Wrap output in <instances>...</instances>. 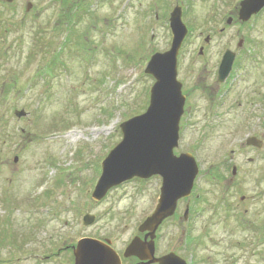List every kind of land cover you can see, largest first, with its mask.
I'll return each instance as SVG.
<instances>
[{"label":"rangeland","instance_id":"374dc122","mask_svg":"<svg viewBox=\"0 0 264 264\" xmlns=\"http://www.w3.org/2000/svg\"><path fill=\"white\" fill-rule=\"evenodd\" d=\"M29 2L33 7L27 13ZM240 2L80 0V20L73 26L72 12L65 13L61 0L0 1V191L5 185L11 189L6 201L31 194L42 201L46 196L48 206L68 219L91 209L89 204L83 208V193L95 189L104 160L121 142L120 124L147 109L154 79L144 70L155 52L170 48L169 16L178 3L190 30L179 58L187 102L178 152L196 157V184L203 196L190 227L196 248L183 251L184 256L191 264H264V234L256 230L261 225L243 230L235 212L227 218L223 208L217 209L226 188L213 178L231 164L236 144L257 123L264 141V9L242 23ZM242 40L233 79L218 84L215 75L224 52L238 51ZM44 42L51 43L45 55ZM23 109L27 115L18 118L14 111ZM248 158L256 161L249 165ZM236 161L243 170L252 166L260 171V183L256 173L242 174L237 189L262 191L260 199L248 200L246 217L264 223V148L260 156L256 151L237 154ZM229 172L231 176V167ZM111 189L93 211L102 215L103 234L126 219L122 227L127 225L128 237L153 211L158 180L133 178ZM75 207L81 210L75 213ZM47 209L37 210L35 217ZM214 210L218 215L212 216ZM6 212L0 210V217ZM26 217L21 209L7 219L21 223ZM163 231L176 230L169 224ZM170 243L162 240L163 249Z\"/></svg>","mask_w":264,"mask_h":264},{"label":"water","instance_id":"95a60500","mask_svg":"<svg viewBox=\"0 0 264 264\" xmlns=\"http://www.w3.org/2000/svg\"><path fill=\"white\" fill-rule=\"evenodd\" d=\"M1 1L9 4L14 2ZM31 7L29 3L27 11ZM263 8L264 0H243L240 3L239 19L247 22ZM232 20L230 18L227 23L231 24ZM170 28V49L153 54L144 70L145 74L155 80L150 90L149 106L144 113L121 123L122 140L104 160L102 175L93 192V198L99 201L112 187L133 178L148 179L155 175L162 177L159 203L154 213L139 228L140 232L149 231L151 241L146 244L140 238H135L126 252L127 256L135 255L143 259H149V255L154 258L157 229L166 218L175 214L178 201L190 196L199 175V166L191 153H181L179 156L174 153L179 147L180 122L186 104L183 84L178 80V57L189 32L183 21L181 6L175 7L170 15ZM235 60L236 53L226 50L218 69L219 84L224 83L230 76ZM14 113L18 118L27 115L24 109ZM247 144L258 148L263 146V142L255 137L249 138ZM17 160L15 158V162ZM92 220V216L85 217L87 225ZM108 253L110 252L100 242L83 240L76 251V264H110V257L106 256ZM174 258L178 260L174 261ZM152 262L188 264L176 254L152 259L150 263Z\"/></svg>","mask_w":264,"mask_h":264},{"label":"flooded vegetation","instance_id":"af4514ba","mask_svg":"<svg viewBox=\"0 0 264 264\" xmlns=\"http://www.w3.org/2000/svg\"><path fill=\"white\" fill-rule=\"evenodd\" d=\"M222 31H224V28L221 29V32ZM204 40L207 45H209L211 42L210 37H206ZM240 43L241 45H239ZM240 43H238V51H234L236 52L237 56L238 53L242 51L244 41L242 40ZM204 48L205 47L203 46L200 47L202 53L200 55L205 54ZM179 66L180 62L178 64V71ZM234 69L235 67L233 66V71ZM233 71L228 80L225 82V86L229 80L233 79ZM215 76L217 78L218 69L217 75ZM179 80L182 82L184 90L185 84L180 79V77ZM249 137H256L260 140L262 137V128L260 127L259 123L255 125L254 131L251 134L246 135L244 140L236 144L237 149L236 151H232L231 154V164L223 165L224 171L213 176L216 182L224 184L226 188L225 195L221 198L220 203L216 204V208H223L226 212L225 215L227 218L231 217L229 215L230 212H235V218H238L239 216L240 220L237 222V224H240L241 228H244L243 225L246 223L245 217L249 212V209L247 208L248 200H258L262 196L261 190L260 192L256 191L255 194H252L251 192V194H248V191L242 192V189H237L241 182L242 174L247 175V178L251 173H256V182L260 183V179L258 178L260 171L253 170L252 166H250L251 168H249L247 171L243 170L242 165L236 161L237 154H241L243 152L256 151L259 153V156L260 153H262L263 147L257 148L247 145L246 142ZM178 148L175 150L176 155H180L182 153L178 152ZM233 161L236 162L233 163ZM255 161L256 160L254 158H248L249 165L253 164ZM230 167L231 176H229ZM150 178H157L158 180V189H156L154 197H151L152 202L150 203L152 204V209L154 211L159 202V197L161 194V189L159 188L162 185L163 179L158 175L152 176ZM196 182L197 180L195 181L191 195L188 198L180 199L178 201L175 214L169 218H166L157 229L154 238V258L153 256L147 254L149 255V259H143L140 256L135 255H126L127 249L135 238H140L141 241L146 242V244L151 241L149 231L140 232L139 227L141 224L135 227L131 234L127 237L126 233L129 231L128 227H126L127 225L122 227V224L126 221V219H119L118 223L115 224L116 229L109 228L106 230L108 233H102L104 228L103 225H101V222L104 220L101 217L102 215L97 213L96 210L93 211V209L101 205L107 196L101 201L95 200L92 197L94 189L89 191L86 190V193H83V208L90 205L91 209L86 211L83 210L85 212L82 213V217H73L68 219L62 218V213L60 211H56L55 207L48 206V202L45 201L47 200L46 196L43 197L42 201H39V198H35L31 194L27 195L26 197L21 196V201L7 202L6 200L9 198L7 194L11 192V189H5V185L1 187L0 191V210L4 208L8 211V213L6 212L5 217H0V264H76V251L79 244L83 242V240H95L100 242L102 247L110 252L106 254V256L110 257V264H159V262L150 263V261L152 259H161L170 254H176L188 264H191V262H188L187 258L184 256L183 251H186L187 249L192 251L196 248L194 243L196 241H192L194 238L191 234H189L191 232L190 227H192L193 223L197 220V216L199 215L197 206L203 199L202 194H200L197 188ZM32 189L34 188H31L30 190ZM256 189H260V187L257 186ZM112 190L113 189L109 190L108 193H110ZM236 195H239V201L236 200ZM89 197L92 198V201L90 202L88 201ZM41 208H48V212L44 213L42 217H35V215H37V210ZM21 209L24 210V213L27 216L26 218L22 219L24 220L23 222L18 223L21 219H7L9 213L14 212L16 214V210L21 211ZM74 210L75 213H78V211L81 209L79 207H75ZM111 211L112 207H109L107 213L110 214ZM153 211L148 216H150ZM216 215H218V210L213 211L212 216ZM85 216L93 217L91 224L87 225L85 223ZM169 224L174 226L176 231H172V233L168 232V235H166L164 234L163 230L165 229V226ZM95 228H97L96 232H92ZM169 234L171 235V238L169 237ZM166 238H168L172 243L169 244V247L163 249L162 240H165ZM173 260L177 261L178 259L174 258Z\"/></svg>","mask_w":264,"mask_h":264},{"label":"trees","instance_id":"16d2710c","mask_svg":"<svg viewBox=\"0 0 264 264\" xmlns=\"http://www.w3.org/2000/svg\"><path fill=\"white\" fill-rule=\"evenodd\" d=\"M61 2H62V7L65 9V13L66 12H72V17H69V19H70V22L72 21L71 25L75 26V23H77L78 20H80V18H79V16H80L79 11L81 10L83 4L80 3V0H72V2H70V0H61ZM66 27H68V25ZM66 39L68 40V37H66ZM66 42H64V44H67ZM42 44L46 45V46L43 45V48L44 49L42 50V53L43 54L44 53L47 54V52L49 51V47H50V44L51 43L50 42H44ZM56 56H58V55H55L53 57H56ZM262 224H263V222H262ZM263 234H264V232H263Z\"/></svg>","mask_w":264,"mask_h":264}]
</instances>
